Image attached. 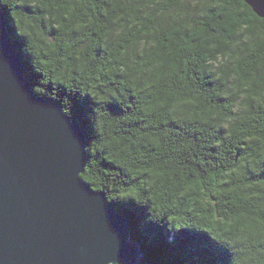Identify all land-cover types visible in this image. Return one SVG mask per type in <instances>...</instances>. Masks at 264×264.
Masks as SVG:
<instances>
[{
  "label": "clouds",
  "instance_id": "clouds-1",
  "mask_svg": "<svg viewBox=\"0 0 264 264\" xmlns=\"http://www.w3.org/2000/svg\"><path fill=\"white\" fill-rule=\"evenodd\" d=\"M0 14L36 95L69 119L90 102V192L142 209L170 244L195 232L227 264H264V0H0Z\"/></svg>",
  "mask_w": 264,
  "mask_h": 264
},
{
  "label": "water",
  "instance_id": "water-1",
  "mask_svg": "<svg viewBox=\"0 0 264 264\" xmlns=\"http://www.w3.org/2000/svg\"><path fill=\"white\" fill-rule=\"evenodd\" d=\"M86 143L32 91L0 14V264H153L129 219L77 178Z\"/></svg>",
  "mask_w": 264,
  "mask_h": 264
},
{
  "label": "trees",
  "instance_id": "trees-1",
  "mask_svg": "<svg viewBox=\"0 0 264 264\" xmlns=\"http://www.w3.org/2000/svg\"><path fill=\"white\" fill-rule=\"evenodd\" d=\"M7 25L17 51L22 46V40L14 36L11 22L7 19ZM21 56V55H20ZM25 65L26 78L33 85L36 75L31 71L27 58L22 57ZM89 101H78L73 98V120L79 121L87 136L90 137L87 113ZM114 111L118 108L113 106ZM112 206L124 217L129 219L133 230V239L138 241L145 253V259L153 264H227V253L218 248L206 236L195 232H181L176 235L174 244H170L167 233L160 226L146 223L142 209L136 208L131 203L113 202Z\"/></svg>",
  "mask_w": 264,
  "mask_h": 264
}]
</instances>
